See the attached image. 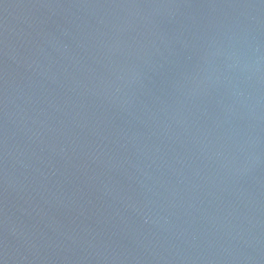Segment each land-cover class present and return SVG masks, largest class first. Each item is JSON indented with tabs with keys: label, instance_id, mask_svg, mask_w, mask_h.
I'll return each mask as SVG.
<instances>
[{
	"label": "water",
	"instance_id": "1",
	"mask_svg": "<svg viewBox=\"0 0 264 264\" xmlns=\"http://www.w3.org/2000/svg\"><path fill=\"white\" fill-rule=\"evenodd\" d=\"M0 264H264V0H0Z\"/></svg>",
	"mask_w": 264,
	"mask_h": 264
}]
</instances>
